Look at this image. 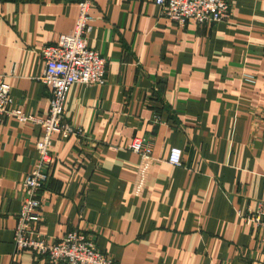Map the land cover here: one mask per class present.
I'll return each mask as SVG.
<instances>
[{
    "label": "crops",
    "instance_id": "obj_1",
    "mask_svg": "<svg viewBox=\"0 0 264 264\" xmlns=\"http://www.w3.org/2000/svg\"><path fill=\"white\" fill-rule=\"evenodd\" d=\"M230 3L229 22L180 26L154 0L94 1L88 41L105 79L67 94L66 120L82 133L53 137L42 234L81 230L120 264H264L261 230L242 218L264 200V0ZM0 10L11 105L45 117L41 50L73 30L78 0H0ZM40 135L32 122L0 124V264H51L14 252ZM136 136L152 148L147 170L129 149ZM174 146L182 165L168 161Z\"/></svg>",
    "mask_w": 264,
    "mask_h": 264
},
{
    "label": "built area",
    "instance_id": "obj_2",
    "mask_svg": "<svg viewBox=\"0 0 264 264\" xmlns=\"http://www.w3.org/2000/svg\"><path fill=\"white\" fill-rule=\"evenodd\" d=\"M95 0H78V16L71 32L63 35L56 44L46 45L41 50L45 60V70L41 80L51 87L48 113L45 117L27 114L22 108L11 105V89L5 76L0 74V124L5 117L21 122H32L41 129L36 143L37 160L22 181L24 198L18 212L14 228V252L16 256L25 251L46 255L51 264H120L102 252L96 243L83 231L73 229L56 239L42 234L38 225L42 219L41 192L45 189L56 163L51 147L54 135L72 136L82 133L80 126L66 120L65 101L71 86L102 84L107 70V60L102 54L89 46L88 36L96 16L92 12ZM161 8L163 16L180 26L190 21L199 24H216L230 21L232 6L230 0H154ZM0 10V25L2 21ZM253 82V75H246ZM160 119V116H156ZM129 149L141 155L143 170L149 168L152 148L147 138L134 137ZM169 163L182 165L183 150L171 148ZM248 225L261 230L264 245V200L256 203L254 209L242 214ZM219 264V263H214Z\"/></svg>",
    "mask_w": 264,
    "mask_h": 264
}]
</instances>
